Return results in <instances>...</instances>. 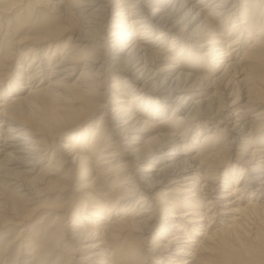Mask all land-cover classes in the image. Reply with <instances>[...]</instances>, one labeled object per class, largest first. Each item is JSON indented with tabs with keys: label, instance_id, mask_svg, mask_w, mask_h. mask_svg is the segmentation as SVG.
<instances>
[{
	"label": "bare ground",
	"instance_id": "6f19581e",
	"mask_svg": "<svg viewBox=\"0 0 264 264\" xmlns=\"http://www.w3.org/2000/svg\"><path fill=\"white\" fill-rule=\"evenodd\" d=\"M46 6L58 25L0 48V226L72 196L40 209L64 226L56 245L21 229L6 250L27 248L18 264H59L70 244L81 264H264V0Z\"/></svg>",
	"mask_w": 264,
	"mask_h": 264
},
{
	"label": "rangeland",
	"instance_id": "374dc122",
	"mask_svg": "<svg viewBox=\"0 0 264 264\" xmlns=\"http://www.w3.org/2000/svg\"><path fill=\"white\" fill-rule=\"evenodd\" d=\"M50 0H9V2L5 1V3H2L3 6L1 8L2 13H0V48L1 49H9L13 42L17 40L24 39L28 35H35L40 30H43L44 28L51 26V25H58L62 20L59 19L60 13L58 7H47L46 3ZM263 17V15H262ZM74 25H76L75 22H73ZM78 26V23H77ZM74 28H69L67 31L68 35L71 33V31ZM67 35V36H68ZM63 37L58 40V52H61L63 50V47L61 45H64L67 41V37ZM61 46V47H60ZM168 48V47H167ZM249 65H255V64H249ZM159 68V67H158ZM264 67L261 68L257 72V77L264 80ZM201 74L207 75V72H204ZM78 74L74 76V79L77 77ZM262 76V77H261ZM73 81V80H72ZM264 82V81H263ZM262 82V84H263ZM263 90V89H262ZM264 91V90H263ZM175 107V104L172 105L169 110V113L172 112V109ZM104 108L101 107L98 112H96L93 120L94 122H97L100 118V116L103 114ZM95 128V127H94ZM263 131L259 132V137H264V128ZM202 133V132H201ZM207 134V133H204ZM222 136V137H221ZM217 135L215 138H218L217 142L222 145L223 135ZM261 138V140H262ZM202 140V136L200 138V141ZM251 147V146H250ZM159 155V154H158ZM161 155V154H160ZM50 155L48 154L47 158ZM152 158H146L141 162V166H148L151 163ZM226 161H223L224 166H216L213 167L214 172L220 173L217 176H220L223 174L226 169L232 170L233 165L231 163H225ZM227 164V165H225ZM68 170V171H67ZM69 167L66 168V170L62 173L63 175L68 174ZM238 174V171L236 172ZM236 174V175H237ZM76 181V180H75ZM171 180H164L163 185L153 187L149 189L151 191L152 196H156L160 192L167 191V186L170 183ZM76 183V182H74ZM223 189V188H222ZM72 196L71 191H67L65 197L62 201H56L55 198H35L32 201L28 202L27 204L22 205L20 208L21 213L25 214V220H23L19 225H13L16 224L17 219L12 220L14 223H9L7 225L0 226V264H18V259L20 256H22L21 252L26 251V247H13L11 250H6L7 243H9L12 239H14L18 232L23 229V233L27 234V236L35 235L38 237L39 242L35 243L36 246H41L49 241L52 242L53 238H58L52 243V245H56L57 241L59 240L60 234H62V231L64 230V226L61 223H58L56 228L50 229V222H47L46 224L41 223L42 222V214H41V208L45 206H49L51 204H58L61 202H67L70 201V197ZM247 201V200H246ZM245 201V202H246ZM7 218H11L9 215ZM71 219L67 220L70 221ZM71 222V221H70ZM69 223V222H68ZM58 227V228H57ZM56 232L57 235H54L53 232ZM30 232V233H29ZM64 232V231H63ZM157 232V229L153 231V234ZM258 233L261 234L260 236L264 235L263 229H258ZM150 235V238L148 240L151 241L153 236ZM264 238V236H263ZM10 240V241H9ZM67 240L65 239L64 242ZM114 245V244H113ZM116 245V243H115ZM70 247V248H69ZM73 247V244H70L68 247H63L62 249H57L56 256L53 259V261L58 259L59 264H81L77 263L76 260L81 257V254L83 255V251L77 249V251L74 253H71V248ZM23 257V256H22ZM95 264V263H94Z\"/></svg>",
	"mask_w": 264,
	"mask_h": 264
}]
</instances>
